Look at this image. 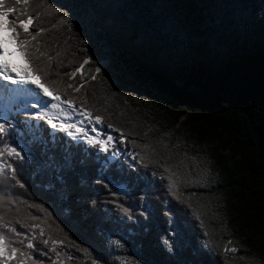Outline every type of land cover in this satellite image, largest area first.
Masks as SVG:
<instances>
[{
	"label": "trees",
	"instance_id": "obj_1",
	"mask_svg": "<svg viewBox=\"0 0 264 264\" xmlns=\"http://www.w3.org/2000/svg\"><path fill=\"white\" fill-rule=\"evenodd\" d=\"M6 5L25 7L15 0ZM38 5L29 0L27 10L41 13L31 31L47 29L37 37L53 57L41 58L46 82L78 110L101 116L105 130L112 125L111 148L119 156L109 162L111 151L76 144L23 114L15 118L14 143L24 146L25 159L9 158L15 179L0 170V216L35 237L34 258L52 264L54 247L57 264H264V0ZM64 14L69 23L61 22ZM85 54L93 63L69 79ZM96 66L102 71L93 80ZM65 150L67 165L59 159ZM53 152L57 169L45 159ZM141 156L148 168L136 162ZM96 178L118 195L94 184ZM170 180L176 181L171 190ZM173 193L187 196L191 208ZM114 199L131 219L108 202ZM32 223L44 228L43 237ZM0 232L15 238L6 228ZM49 237L57 243L44 245ZM228 240L235 254L217 249ZM0 264L19 260L0 258Z\"/></svg>",
	"mask_w": 264,
	"mask_h": 264
},
{
	"label": "snow or ice",
	"instance_id": "obj_2",
	"mask_svg": "<svg viewBox=\"0 0 264 264\" xmlns=\"http://www.w3.org/2000/svg\"><path fill=\"white\" fill-rule=\"evenodd\" d=\"M45 0H39L40 5H43ZM15 5H24V8H18L12 5H6V0H0V101L3 102L2 110H0V170H3L11 174V177L15 179L16 170L12 163H9V158L14 160L23 161L25 159L24 146L21 144L14 143V137L16 132L15 118L21 113L24 114L25 118L33 121H43L47 127L51 130L58 131L66 134L73 142H79L83 140L87 145L94 149H97L100 153H109L113 158L119 155L115 149L111 148L113 138L109 136L107 140L100 138L99 134L97 136H90L88 131L80 126V121L71 122L69 115L65 112L62 105H67L72 112L76 113L77 116H81L86 119L89 124L94 121L95 124H100L102 122V117L99 115L93 116L90 110L84 108L77 109L74 107V100L69 97L67 99L62 98L58 89L51 88L46 82L48 65L44 64V60L41 58L51 61L52 56L48 55L46 51H41L40 44L41 41L37 39L42 32L47 31L45 28H36L35 31L30 30L34 20H39L41 13L36 10L34 14L27 10L29 5V0H15ZM51 7V5H49ZM59 12V9H53ZM62 23H69L67 14H64ZM55 27V25H53ZM70 30V29H69ZM60 55L57 53V56ZM93 63V59L87 54L83 57L82 62L79 67L66 73L69 79L75 77L77 72H79L86 64ZM102 67L96 66L91 73V79H96V74L101 73ZM80 80H84V75H81ZM9 85L14 87H9ZM68 88L73 89V91H79L82 87L81 84H77L73 87L72 84L67 85ZM33 89L37 90L33 92ZM115 95V93H114ZM27 97H32L31 99H26ZM41 97H46L47 99H41ZM51 101V102H49ZM22 105V107H21ZM34 109L35 111H29ZM62 114V115H61ZM35 127H40L39 124L34 125ZM110 128L112 125H108ZM95 131V128L92 129ZM116 130V129H113ZM123 133H121L120 143L124 144ZM8 137V139H6ZM10 139L13 140L10 143ZM135 145V141H132ZM144 148L149 147L148 145H143ZM31 151V149H29ZM47 163L53 168L57 169L60 165L57 161V156L55 152L45 157ZM60 164L67 165L70 161L67 159V150H65V155L61 156ZM147 157L141 156L136 162L142 164L144 168H148V164L144 163ZM167 159V157H165ZM82 163V162H81ZM152 164H157L156 159L151 160ZM164 172H169L168 167H163ZM155 175V173H153ZM171 175L176 176V181L180 180V176L176 173H171ZM140 179V177H137ZM176 181H169V189L171 190L176 184ZM94 184L101 185L103 189L109 190L113 197L118 194L114 189L110 188V184L106 183L103 178H96ZM19 183V181H17ZM20 187H24L20 184ZM178 187V185H177ZM174 197L177 199L178 203L187 204V196L183 199L173 193ZM183 195V194H181ZM193 195H195L193 193ZM4 199L0 196V201ZM113 203L123 215L128 216L131 219L130 209L125 207L123 204L116 203L115 199L108 201ZM95 203V201H93ZM32 207V205H29ZM187 207L191 208L190 204ZM141 216L145 215L144 211L139 213ZM168 215V213H165ZM31 220L35 221L36 217H30ZM13 221H5L3 216H0V228H6L8 233H11L12 237H9L5 232H0V258L7 259H18L19 264H42V261L34 258L30 250H35V244L33 243L35 237L26 236L16 228L12 227ZM15 223L20 225V228L25 227V223L22 219L16 218ZM32 229H39V234L41 237L44 236L45 230L38 223H32L29 225ZM171 235V233H170ZM207 235V233H205ZM55 245L57 240L54 238H46L42 240L44 245L49 244ZM232 244L231 240L224 243L222 249L220 245H216L218 250H222L225 253L235 254L237 252L236 247H229ZM79 248V245H76ZM48 251L55 252L57 259L52 261V264H57L59 261L60 254L56 252L55 248H49ZM169 251L172 248L169 247ZM41 255H46V253L41 252ZM62 264V261L60 262ZM92 264H99L98 260L93 259Z\"/></svg>",
	"mask_w": 264,
	"mask_h": 264
},
{
	"label": "rangeland",
	"instance_id": "obj_3",
	"mask_svg": "<svg viewBox=\"0 0 264 264\" xmlns=\"http://www.w3.org/2000/svg\"><path fill=\"white\" fill-rule=\"evenodd\" d=\"M36 91H37V90L33 89V92H36ZM31 98H32V97H27L26 99H31ZM41 99H43V97H41ZM49 102H51V101H49ZM2 107H3V104L0 105V110H2ZM21 107H22V105H21ZM62 107L64 108L65 112L68 113L69 118H70V121H71V122L80 121V126L84 127V128L88 131V134H89L90 136H94V137H95V136H97V134H99L100 138L105 139V140H107V138H108L109 136H111L112 138H114V137L112 136V130H111V129H107V130H105L101 124H95L94 121L92 122V124H89V122H88L86 119H84V118L81 117V116H77L76 113L72 112L71 109H69L67 105H62ZM29 111L34 112L35 110H34V109H30ZM21 114H23V113H21ZM61 115H62V114H61ZM34 125H37V122H34V123H33V127L36 128ZM92 127H94V128L96 129L95 132H92V131L90 130ZM55 132H56V131H55ZM31 133H33V131H31ZM51 133H54V131L51 130ZM68 138H69V137H68ZM81 142H84V141H83V140H79L78 143H81ZM75 143H77V142H75ZM113 143H114V140H113L112 144H113ZM111 146H112V145H111ZM111 146H110V147H111ZM116 152L119 153V151H116ZM118 156H119V155H118ZM118 156H116L115 158H113L112 155H109V157H108V161L112 162V161L115 160Z\"/></svg>",
	"mask_w": 264,
	"mask_h": 264
},
{
	"label": "bare ground",
	"instance_id": "obj_4",
	"mask_svg": "<svg viewBox=\"0 0 264 264\" xmlns=\"http://www.w3.org/2000/svg\"><path fill=\"white\" fill-rule=\"evenodd\" d=\"M56 182V181H55Z\"/></svg>",
	"mask_w": 264,
	"mask_h": 264
}]
</instances>
